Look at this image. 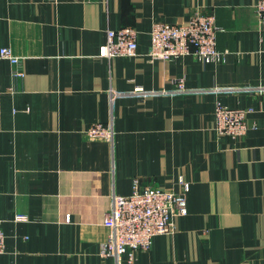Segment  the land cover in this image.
<instances>
[{
    "label": "crops",
    "instance_id": "crops-1",
    "mask_svg": "<svg viewBox=\"0 0 264 264\" xmlns=\"http://www.w3.org/2000/svg\"><path fill=\"white\" fill-rule=\"evenodd\" d=\"M256 0H0V264H117L103 258L114 195L181 193L187 214L132 263L264 264V19ZM213 15L218 60H150L154 22ZM137 31L134 57L99 56L109 30ZM182 78L187 92L171 93ZM140 89L143 94H136ZM252 110L244 136H217L215 107ZM112 124V142L85 131ZM16 216H25L16 220Z\"/></svg>",
    "mask_w": 264,
    "mask_h": 264
},
{
    "label": "built area",
    "instance_id": "built-area-1",
    "mask_svg": "<svg viewBox=\"0 0 264 264\" xmlns=\"http://www.w3.org/2000/svg\"><path fill=\"white\" fill-rule=\"evenodd\" d=\"M256 13L264 19V0H256ZM218 28L213 15L196 14L184 24H166L156 21L150 30V47L147 56L150 60L172 61L179 57L191 56L199 61L212 62L223 57L216 49ZM137 54V31L131 27L109 30L106 41L99 49V56L134 57ZM0 58L7 60L12 67L13 78L25 75L22 59L15 56L9 48L0 49ZM171 93H185L184 80L177 78L173 82ZM264 91V88L258 89ZM136 94H143L137 89ZM250 108H229L222 104L215 107L214 131L217 136L239 138L247 131V115ZM86 135L93 139L112 142L114 131L112 124L91 125ZM183 191L174 193L157 187H140L139 180H133V191L128 196L114 195L110 210L106 213L103 225L109 235L100 246L103 258H113L117 264L123 255L132 263L137 252L151 248L155 236L172 233V220L176 216L187 214L186 193L189 185L181 181ZM25 216H16L24 220ZM5 250L4 234L0 221V254Z\"/></svg>",
    "mask_w": 264,
    "mask_h": 264
}]
</instances>
